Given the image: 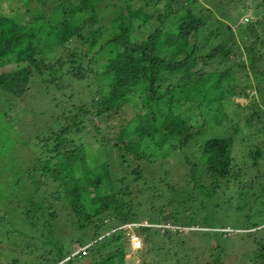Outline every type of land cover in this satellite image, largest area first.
Listing matches in <instances>:
<instances>
[{
    "label": "trees",
    "instance_id": "1",
    "mask_svg": "<svg viewBox=\"0 0 264 264\" xmlns=\"http://www.w3.org/2000/svg\"><path fill=\"white\" fill-rule=\"evenodd\" d=\"M22 3L0 13V264H128L132 233L144 256L167 236L176 264H233L230 216L240 264H264V140L240 125L264 121V0ZM29 93L49 120L25 119Z\"/></svg>",
    "mask_w": 264,
    "mask_h": 264
},
{
    "label": "rangeland",
    "instance_id": "2",
    "mask_svg": "<svg viewBox=\"0 0 264 264\" xmlns=\"http://www.w3.org/2000/svg\"><path fill=\"white\" fill-rule=\"evenodd\" d=\"M2 1L3 2L1 3V0H0V13H3V14H10L11 7H13V6L15 8H17V7L21 8L22 10L27 9L23 5L22 0H2ZM250 1L251 0H249V2ZM203 3L205 6L211 8L213 10V12L215 11L216 15H218V13L226 12L227 11L226 8L228 7V0H223V1L222 0H203ZM235 5H236V3L233 4L232 6L235 8ZM238 6H240V2H239ZM233 7L231 10H233ZM241 9H242L241 7H236V9L233 10V14L235 13V16H237L240 13ZM242 13H244V14L240 18L239 22H246L247 21L246 18H249V20H250L253 17L251 14L252 10L248 11L247 13H245V12H242ZM129 21H130V17L128 14H126V16H124L121 19V23H124V25H129V23H130ZM233 27H236V26H233ZM130 28H132V26ZM24 98H25L24 102L36 105L35 106L36 109H32V110L36 111V114L34 112H32L30 114V111H28V110H30L29 107L26 110L27 112H25L26 114L24 117L28 122H33L35 117L37 116V113H38V116L42 120H46V121L49 120V115H52L53 110H54V109L50 110V109H52V107H47L46 105L44 106V104H45L44 101H41V103H42L41 105H40V103L38 104V102H36V101L39 100L40 97H36L35 98L36 101H35V99H32L31 93H29L28 96H25ZM235 101L240 102L242 105H245L247 102L246 98H244V97H238V98H236ZM42 109H44L47 113L43 114ZM249 111H250L249 109H245L246 115H244L241 118V124L240 125L243 127L244 131H247V133L246 132H245V134L243 133V135L245 136L244 141L248 140L247 135L249 134L248 133L249 131L253 135H255L256 141H258V140L260 141L261 139L264 140V121L261 123H256L252 127H248V126H247L248 128L246 127V119L245 118L250 113ZM21 129L24 132L23 134H26L28 132V129L26 127L21 128ZM149 142H150V140H149ZM152 147L153 148L148 150V151L150 153L152 152V154H154V156L162 150V148L156 142V140L152 141ZM189 151H191V149H189ZM170 158L173 161V164L175 165L174 167L176 168V171H175L176 174L182 175L184 172L183 168H180L182 166V163H181V161L183 160L182 156L173 154ZM152 170L156 171V168H154ZM48 219H49V225L48 226H50L51 232L48 233L49 234L48 238L47 237L44 238V242L45 243H53V244L60 243L61 239H65V238H63V235L69 233L70 230L67 229L66 224L64 223V221L62 219L61 220H60V218L55 219L52 215H49ZM143 222L147 223V220H144ZM224 222L227 223L228 225H226V227L221 229V230H224L226 232L227 237L232 238L231 240L228 241V243L226 245V247H227L226 250H227L229 256H235V260H233L234 257H230L231 262H233V264H240L242 261L241 256H242V252H243V249H242L243 248V246H242L243 242L240 240L238 233L245 231V230L244 229H237V228H238V226H243L244 221H243V219L238 221L237 218H234V216H230ZM70 225H72V224L70 223ZM135 225L136 224H133L134 227H135ZM161 226H163V225H161ZM167 226L176 228L175 226H173L171 224H167ZM180 230L188 231L189 228L188 227H180ZM79 232L76 231L75 233L78 234ZM190 241H191L190 242L191 244L194 243L193 239ZM128 248H129V251L126 255L128 264H136V263H141V264L142 263L143 264H176L177 258L174 256V252L184 250L183 248H180L179 246H177L175 237L170 239L167 236H158V238L156 237L154 240H152L151 244L149 245V249H148L149 252H147V255L145 254V256L140 254V250L143 247L141 249L135 250V249H132V247L129 243ZM82 249H84V248H81L80 245L75 244L73 252L72 253L69 251L68 252L71 253V255H73ZM201 251H199L198 257L202 254ZM166 252H168V253L165 256ZM194 257H193V259H194ZM22 260L28 262L29 259H27L25 257ZM89 264H91V262Z\"/></svg>",
    "mask_w": 264,
    "mask_h": 264
},
{
    "label": "built area",
    "instance_id": "3",
    "mask_svg": "<svg viewBox=\"0 0 264 264\" xmlns=\"http://www.w3.org/2000/svg\"><path fill=\"white\" fill-rule=\"evenodd\" d=\"M130 245L132 249L138 250L143 247V240L140 235L132 233L130 235Z\"/></svg>",
    "mask_w": 264,
    "mask_h": 264
}]
</instances>
